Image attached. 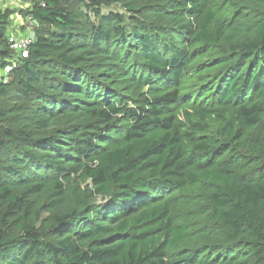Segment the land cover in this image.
<instances>
[{
    "label": "trees",
    "instance_id": "trees-1",
    "mask_svg": "<svg viewBox=\"0 0 264 264\" xmlns=\"http://www.w3.org/2000/svg\"><path fill=\"white\" fill-rule=\"evenodd\" d=\"M24 16L35 38L0 81V264H264V0Z\"/></svg>",
    "mask_w": 264,
    "mask_h": 264
},
{
    "label": "built area",
    "instance_id": "built-area-1",
    "mask_svg": "<svg viewBox=\"0 0 264 264\" xmlns=\"http://www.w3.org/2000/svg\"><path fill=\"white\" fill-rule=\"evenodd\" d=\"M38 21L31 16H26L24 22L20 24L21 28H24L23 33H11L7 34V44L10 50V55L6 58L0 57V81H7L9 75L16 64L28 55L29 44L33 42L35 38V30L38 26Z\"/></svg>",
    "mask_w": 264,
    "mask_h": 264
},
{
    "label": "rangeland",
    "instance_id": "rangeland-1",
    "mask_svg": "<svg viewBox=\"0 0 264 264\" xmlns=\"http://www.w3.org/2000/svg\"><path fill=\"white\" fill-rule=\"evenodd\" d=\"M35 0H0V7L2 9H8L10 10V24L8 26L7 32L11 33H23L21 31L24 30V28H21L20 24L24 22V12L25 9L30 6L31 3H33ZM108 8H103V11L107 10ZM110 9L115 11H121L120 8H116L114 6H111ZM39 27H36V29Z\"/></svg>",
    "mask_w": 264,
    "mask_h": 264
}]
</instances>
